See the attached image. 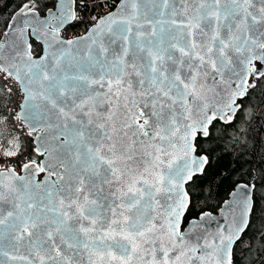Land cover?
Here are the masks:
<instances>
[{
	"label": "snow or ice",
	"instance_id": "obj_1",
	"mask_svg": "<svg viewBox=\"0 0 264 264\" xmlns=\"http://www.w3.org/2000/svg\"><path fill=\"white\" fill-rule=\"evenodd\" d=\"M87 7L0 21V264H264V0Z\"/></svg>",
	"mask_w": 264,
	"mask_h": 264
},
{
	"label": "trees",
	"instance_id": "obj_2",
	"mask_svg": "<svg viewBox=\"0 0 264 264\" xmlns=\"http://www.w3.org/2000/svg\"><path fill=\"white\" fill-rule=\"evenodd\" d=\"M92 0H78V3L80 4H88L87 8H81L79 9L80 15L85 18L91 10V5L90 3ZM18 4V0H0V21H2L5 18L10 17L12 11H14L15 7ZM80 24V22L74 23L70 27H74L76 25ZM252 104L255 106L254 107V113L258 114V112H261L264 109V98L260 97L259 94H256L252 98ZM258 124L260 121L257 122ZM216 155H219L217 153ZM213 164L214 167L210 169V172H217V173H224L227 175V173L234 167H237L238 165L233 164V158L231 156H224L220 160H216L215 156L213 157ZM231 188V183L230 181H225L222 185H220L218 189V199L226 198L227 193ZM211 203H215V201H211ZM262 204H264V201H261Z\"/></svg>",
	"mask_w": 264,
	"mask_h": 264
},
{
	"label": "built area",
	"instance_id": "obj_3",
	"mask_svg": "<svg viewBox=\"0 0 264 264\" xmlns=\"http://www.w3.org/2000/svg\"><path fill=\"white\" fill-rule=\"evenodd\" d=\"M114 0H109V3H113ZM90 5H92V2L90 3ZM97 11H100L99 9H93L91 7V10H90V13L89 15L84 18V22H81L79 25H76L74 27H71L70 29L67 30V35L68 36H72V35H78V34H81L83 33L84 29H85V26L87 24V21H88V18L91 16V15H94L96 14ZM106 11V9H105Z\"/></svg>",
	"mask_w": 264,
	"mask_h": 264
},
{
	"label": "flooded vegetation",
	"instance_id": "obj_4",
	"mask_svg": "<svg viewBox=\"0 0 264 264\" xmlns=\"http://www.w3.org/2000/svg\"><path fill=\"white\" fill-rule=\"evenodd\" d=\"M262 111H264V109Z\"/></svg>",
	"mask_w": 264,
	"mask_h": 264
},
{
	"label": "water",
	"instance_id": "obj_5",
	"mask_svg": "<svg viewBox=\"0 0 264 264\" xmlns=\"http://www.w3.org/2000/svg\"><path fill=\"white\" fill-rule=\"evenodd\" d=\"M259 113V112H258Z\"/></svg>",
	"mask_w": 264,
	"mask_h": 264
}]
</instances>
